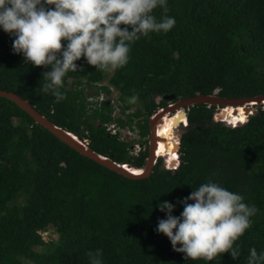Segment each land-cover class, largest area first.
Returning a JSON list of instances; mask_svg holds the SVG:
<instances>
[{"label":"trees","instance_id":"obj_1","mask_svg":"<svg viewBox=\"0 0 264 264\" xmlns=\"http://www.w3.org/2000/svg\"><path fill=\"white\" fill-rule=\"evenodd\" d=\"M154 13L159 18L162 10ZM167 15L176 20L173 28L132 43L128 62L108 78L119 98L128 100L125 108L138 104L127 123L137 117L141 135L149 132L154 109L167 104L165 94L176 101L214 90L224 97L264 93V0H168ZM11 46L12 38L0 29V89L17 93L56 125L89 139L100 154L120 164L144 165L148 148L132 156L128 144L106 129L104 123L120 122L110 102L86 105L82 80L91 84L108 71L81 57L77 71L63 78L65 99L57 103L39 88L50 68L26 64ZM69 78L75 79L71 90ZM252 107H222L224 121L243 122L230 126L215 118L216 105L189 106L176 166L167 167L158 157L148 177L130 179L72 149L0 97V264H90L87 253L95 249L102 250L103 264H247L249 248L264 249V108L247 119ZM180 113L167 116L158 156L177 150L172 133L184 119ZM209 179L258 209L237 241L241 255L235 260L227 252L212 261L185 259L155 231L158 219L165 218L158 203H177ZM182 210L177 204L173 215ZM46 227L57 237L46 240L40 232Z\"/></svg>","mask_w":264,"mask_h":264},{"label":"clouds","instance_id":"obj_2","mask_svg":"<svg viewBox=\"0 0 264 264\" xmlns=\"http://www.w3.org/2000/svg\"><path fill=\"white\" fill-rule=\"evenodd\" d=\"M157 8L162 10L159 18L154 13ZM167 12L168 0H0V29L12 38V52L20 54L26 64L50 68L42 73L44 83L39 88L50 92L58 103L65 99L63 78L67 72L77 71L76 61L81 57L95 69L108 71L98 81L105 80L120 95L108 78L128 62L132 43L149 33L173 28L176 20ZM74 80L68 79V89L74 87ZM253 106L264 108V104ZM186 110L176 111H183L186 117ZM218 120L224 121L222 117ZM192 189L177 203L165 200L157 204L165 218L158 219L155 231L164 234L185 259L212 261L227 252L235 260L241 255L237 241L252 226L257 207L246 203L241 193L211 179ZM177 204L183 205L178 216L173 215ZM248 251L247 264H264V249L258 252L251 247ZM87 255L90 264H103L101 249L89 250Z\"/></svg>","mask_w":264,"mask_h":264},{"label":"water","instance_id":"obj_3","mask_svg":"<svg viewBox=\"0 0 264 264\" xmlns=\"http://www.w3.org/2000/svg\"><path fill=\"white\" fill-rule=\"evenodd\" d=\"M0 97H6L17 104L20 108H22L27 114H29L37 124L43 126L48 131H50L54 136H56L59 140L66 143L72 149L76 150L80 154L96 161L97 163L107 167L110 170L115 171L127 178L130 179H138L148 177L153 167L157 161V155L155 154V146H156V131L158 128V124L162 119L164 114H169L175 109L179 108H188L191 105L197 103H204L206 105H218V106H226V105H238L241 104L245 106V108L250 107L251 105H260L264 104V93L251 95V96H241V97H224L217 94V91L214 90L209 94H194L191 96H187L181 99H178L174 102V94H165L162 96L168 102L166 105L158 107L154 109V111L149 115L148 118V127H149V145H148V154L145 159V163L142 166H134L133 164H120L108 156L102 155L99 152L93 150L89 147V139H85L81 136H78L65 128L56 125L49 118H47L44 114L39 112L33 105L29 103L26 99H23L17 93L9 90L0 89ZM258 110L252 108L250 112L256 113ZM220 113V112H219ZM217 113L216 119L221 118V116ZM181 115H185L182 111ZM248 115V114H247ZM129 166V167H128ZM138 168L140 173H132L128 168Z\"/></svg>","mask_w":264,"mask_h":264},{"label":"built area","instance_id":"obj_4","mask_svg":"<svg viewBox=\"0 0 264 264\" xmlns=\"http://www.w3.org/2000/svg\"><path fill=\"white\" fill-rule=\"evenodd\" d=\"M83 92L85 93V101L88 107H95L100 106V104L104 101L110 102L112 105V116L120 118V122L113 119L109 122L104 123L106 129L109 131L110 134L116 135L117 138L125 143H127L128 153L132 156H137L141 152L145 151L148 148L150 135L145 134L141 135L139 128L136 124L138 118L134 117L133 121L130 124L127 123V114L134 111L132 107L125 108V101L119 98V94L117 89H115L109 83H105L103 81H93L91 84H87L85 80L83 81ZM70 84L72 85V80H70ZM89 89H92L89 91ZM97 91V94H93V92ZM123 109V111H122ZM178 111L173 113L176 115ZM172 115V114H171ZM170 116V115H169ZM186 117L179 118L177 125L174 127V131L172 138L174 142L178 143L177 150L175 153H168L166 155H159L158 157H162V161L167 167H175L177 164L176 159L180 153V134H175V130L180 126L183 127L186 125ZM182 123V125H181ZM175 132V133H174ZM42 236L46 239H54L57 237L54 228L46 227L41 229Z\"/></svg>","mask_w":264,"mask_h":264},{"label":"bare ground","instance_id":"obj_5","mask_svg":"<svg viewBox=\"0 0 264 264\" xmlns=\"http://www.w3.org/2000/svg\"><path fill=\"white\" fill-rule=\"evenodd\" d=\"M238 105H241V104H238ZM238 105H236V106H238ZM226 106H231V107H233L234 105H226ZM167 116L168 115H163L162 116V119L160 120V122H159V124H158V128H157V136H156V146H155V154L158 156V151H159V143L160 142H162L163 140H162V137H161V135L163 134V133H165V127H166V125H165V118H167ZM166 137V136H165ZM129 167V166H128ZM129 169V171H131L132 173H135V174H137V173H140V170L138 169V168H133V167H130V168H128Z\"/></svg>","mask_w":264,"mask_h":264},{"label":"rangeland","instance_id":"obj_6","mask_svg":"<svg viewBox=\"0 0 264 264\" xmlns=\"http://www.w3.org/2000/svg\"><path fill=\"white\" fill-rule=\"evenodd\" d=\"M109 72H111V71H109ZM103 81H105V80H103ZM91 90H92V89H89V91H91ZM154 98H155V101L158 102L159 99H160V96H155ZM125 101H128V100L125 99ZM126 103H127V102H126ZM137 105H138V104L135 102L134 104L131 105V107H132L133 109H135V108L137 107ZM254 107L257 108V107H259V106H253V108H254ZM176 110H177V109H175L174 111H172L171 114L174 113ZM220 110H221V109H220ZM220 110L217 109V110H216V114L219 113ZM165 115H167V114H165ZM215 118H216V117H215ZM167 120H168V117L165 118V125H167V122H166ZM225 123H226V122H225ZM240 123H241V122H240ZM240 123H237V124H240ZM181 131H182V128H181V127H178V128L175 130L176 133H175V132H174V133H175V134H178V133L181 132ZM172 135H174V134L172 133ZM165 136H166V133H163V134L161 135L162 140H165Z\"/></svg>","mask_w":264,"mask_h":264},{"label":"flooded vegetation","instance_id":"obj_7","mask_svg":"<svg viewBox=\"0 0 264 264\" xmlns=\"http://www.w3.org/2000/svg\"><path fill=\"white\" fill-rule=\"evenodd\" d=\"M218 106V105H217Z\"/></svg>","mask_w":264,"mask_h":264}]
</instances>
